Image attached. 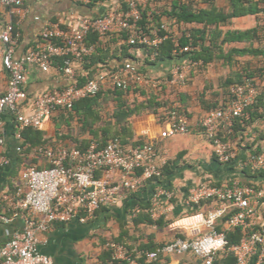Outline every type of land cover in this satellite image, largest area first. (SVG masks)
I'll return each mask as SVG.
<instances>
[{
	"label": "built area",
	"instance_id": "1",
	"mask_svg": "<svg viewBox=\"0 0 264 264\" xmlns=\"http://www.w3.org/2000/svg\"><path fill=\"white\" fill-rule=\"evenodd\" d=\"M75 4L89 5L94 0H70ZM152 0H99L104 9L101 14L78 15L68 22H47L40 41L29 48L21 57L15 56L18 40L13 23L6 25L0 37L5 44L2 61L9 73L8 87L0 96V150L5 144L3 114L9 113L13 123V136L17 141L16 151L25 155L31 150L41 164L30 161L20 170L23 190L15 198L6 195L11 202L12 217L0 214V221L10 222L20 217L24 226L14 233L5 244L0 245V264H55L52 256L39 250L41 235L52 225L69 224L75 220L87 223L95 218L102 208H114L124 202L132 193L139 192L150 181L163 177L167 158L157 144L148 139L142 145L126 147L119 139L101 146L93 141L86 149L65 146L61 143H46L32 147L23 133L27 129L44 130L54 114L59 110H71L78 101L97 95L103 89L127 90L133 85L148 89L162 87H184L195 68L203 67L202 60L186 57L181 62L167 65L160 74L144 71L137 64L116 61L102 66L87 82L80 84L77 64L84 63L92 56L95 47L87 43L91 33H97L105 41L111 34L128 31L122 43L129 45L130 53L141 58L142 49H155L150 54L144 52L150 61H156L159 48L170 37V21L160 27L140 26L142 8ZM7 7L18 8L24 0H0ZM126 4V8H124ZM153 16L149 12V20ZM175 21H172L174 23ZM173 54L191 55L194 47L182 45L178 37H173ZM62 59L59 68L68 83L34 96L26 90L29 65H36L45 72L54 67V61ZM87 75V72H83ZM259 89L250 80L230 88V101L223 108L211 109L200 115L195 123L214 146L215 158L222 164L237 160V167L253 170L264 169V150L256 156L249 155L238 160V148L229 135L234 134L236 119L246 116L253 105ZM180 101L175 100L165 112V129L160 138L186 135L191 132L190 117L180 110ZM245 147V145L243 146ZM10 159L0 154V166L10 164ZM173 194L169 189L156 183L150 206L145 209L153 219H159L165 206L170 205ZM264 200V187L242 185L240 182L216 185L201 182L192 186L184 201L192 208L201 203L213 201L217 206L207 214L194 213L181 219L184 226L207 225L210 230L193 237H176L154 251H139L134 255L122 242L108 241L106 251L112 259L122 264H140L139 257L156 261L162 256L193 254L200 264H215L220 255L231 254L235 264H264V220L256 221L258 208ZM142 212L136 206L132 217ZM218 218H225L223 230L215 228ZM190 220V221H188ZM242 229L245 236L239 243L231 244L228 232Z\"/></svg>",
	"mask_w": 264,
	"mask_h": 264
},
{
	"label": "crops",
	"instance_id": "2",
	"mask_svg": "<svg viewBox=\"0 0 264 264\" xmlns=\"http://www.w3.org/2000/svg\"><path fill=\"white\" fill-rule=\"evenodd\" d=\"M103 9L101 4L88 8L86 5L75 4L70 0H24V4L18 8L7 7L0 2V35L7 24H14L15 36L18 40L15 56L21 57L40 41V33L47 22H68L82 14H101ZM260 17L248 15L233 19L231 25H227L224 29L248 30L258 24ZM103 45L107 46L106 43ZM122 45V41H119L116 44H108V47L113 53ZM244 45L245 43H231L228 47ZM4 48L5 44L0 37V96L6 92L9 80V73L2 61L1 53ZM249 58L246 56V59ZM168 64L166 63V67ZM215 64L220 65L224 70H219L216 73L213 67ZM76 67L79 73L87 72L83 63L77 64ZM164 68L165 66L160 64L157 67H152V70L155 74H160ZM231 73L232 68L229 65L224 66L220 62L214 63L202 72L194 70L190 74L186 86L175 88L182 93L181 100H178L189 112L192 122L191 132L186 135L161 139L160 133L165 129V124L154 113H143L131 119L133 139L144 138L146 141L152 139L168 160L162 177V185L171 191L173 198L171 204L164 207L159 219H153L150 216L152 222L149 223L140 213L136 217L131 215L136 206H140L142 212H145V209L150 206L156 185L151 186L148 182L139 192L128 195L122 204L109 208L107 211L102 209L93 220L87 223L75 220L69 224L56 223L52 225L48 232L41 235L39 250L52 256L55 264H122L111 259L106 251L105 245L108 241H123L137 254L144 250L143 248L150 251L176 237H193L210 230L204 224L199 227L184 226L181 219L194 213L207 214L217 206L216 202L208 201L192 208L187 207L184 201L189 189L195 184L207 182L225 185L236 181L246 182L245 174L237 167V160L226 164L218 162L215 158L212 141L195 126L200 115L206 113L213 105L223 102L226 94L221 82ZM67 83L68 81L57 66H54L49 72L43 71L36 65L28 67L26 90L30 96L55 87H62ZM166 88L170 92L172 87ZM61 113V110L57 111L46 125L45 138H55L58 129L68 133V127L62 120ZM3 121L4 132L2 134L5 137V144L1 148L0 154L8 156L11 162L8 165L0 166V214L12 217L11 202L5 199V196L8 195L10 199L15 198L16 193L23 190L19 163L20 157L24 156L16 151L17 141L13 136L14 128L9 113L3 114ZM72 125L74 129L79 128L80 123L76 117L72 121ZM250 135V132L244 134L246 141L250 140ZM79 138L91 139V136L81 134ZM228 140L238 148V160L247 158L254 152V147L248 145L247 148V142H240L239 136H235V132L228 136ZM60 143L65 146H76L75 141L70 138L61 140ZM239 143L241 144L239 145ZM244 145L245 147H243ZM41 163L38 159L37 164ZM263 220L264 200L259 205L256 221L262 223ZM224 222L225 218H218L215 228L219 231L223 230ZM23 226L24 222L20 217H13L10 222L0 221V245L9 241L15 232L23 229ZM226 259H228L226 255H220L215 264H228ZM137 260L140 264L153 262L147 261L144 257H139ZM156 261L159 264H200V259L190 253L181 256H162Z\"/></svg>",
	"mask_w": 264,
	"mask_h": 264
},
{
	"label": "trees",
	"instance_id": "3",
	"mask_svg": "<svg viewBox=\"0 0 264 264\" xmlns=\"http://www.w3.org/2000/svg\"><path fill=\"white\" fill-rule=\"evenodd\" d=\"M97 4H99V0H94L93 3L86 6L92 8ZM126 7L124 4V8ZM142 11L143 18L139 24L143 28L160 27L164 21L171 23L170 37L156 49L158 51L156 61L148 59L144 54L146 49H142L143 57H137L135 53L129 52L130 47L126 44L113 53L110 52L108 44H116L122 39H127L128 31L121 34H111L105 41L100 40L97 33H91L87 38V43L95 47V52L85 59L83 66L87 70V75L83 74L84 71L81 72L79 83L87 82L102 66L112 65L116 61H131L144 71L154 74L152 67H157L162 63L181 62L187 56L195 61L202 60L204 62L203 67L194 69L198 72H202L211 64L218 62L224 66L229 65L232 68V73L221 82L226 94L223 102L210 108H223L231 99L230 88L232 86L241 84L246 79L252 81L259 89V94L255 103L247 109L246 116L242 119H236L234 132L235 136H239L240 142L246 141L244 134L250 132V140L246 142L247 148L248 145L254 147L251 156L262 153L264 150V142H262L264 130L261 129V125L264 123V0H152L142 8ZM149 12L153 16L152 20H149ZM248 15L261 16L258 18V24L255 27L248 30L224 29L227 25H231L233 19ZM172 21L175 22L172 23ZM173 37H178L182 45L193 46L194 51L191 52V55L175 56L173 54ZM104 43L107 46L103 45ZM231 43H245V45L229 48L228 45ZM154 50L147 48L146 52L150 54ZM246 56L250 58L246 59ZM62 65V59L54 61V66L60 68ZM167 92L166 87L148 89L138 85H133L127 90L103 89L97 95L78 101L71 110H61V117L68 127V133L58 129L55 138L47 139L44 137V130L27 129L23 135L32 147L46 143L59 144L61 140L66 138L73 139L76 147L82 150L86 149L93 141L104 146L114 139H119L126 147L142 145L146 141L144 138L133 139L131 119L134 116L149 112L156 114L165 123L167 118L165 112L175 100L182 96V93L175 88H171V91ZM110 102L114 103L113 111L112 113L105 111V113L103 111L105 104ZM180 104V110L190 116L182 102ZM210 108L207 111L211 110ZM75 117L80 123L77 129H74L72 125ZM81 134H89L91 139H80ZM22 156L24 157H20V170L30 160L33 164H37L38 158L32 154L31 150ZM165 168L166 166L163 169V175ZM242 172L245 174L246 182H240V184L264 187V169L253 170L246 167L242 169ZM156 183L162 185V179L150 181L151 186L156 185ZM102 209L109 210L108 208ZM140 214L145 216L147 222H152L149 214L145 212ZM244 236L245 233L240 228L228 232L231 244L239 243ZM118 242H122L128 247L127 243ZM162 245L150 251H154ZM143 249L141 251H149L146 248ZM129 250L136 255V251L130 248ZM107 252L112 259L111 252ZM226 256L228 257L226 259L228 264H235V258L231 254ZM151 264H159V262L153 261Z\"/></svg>",
	"mask_w": 264,
	"mask_h": 264
},
{
	"label": "rangeland",
	"instance_id": "4",
	"mask_svg": "<svg viewBox=\"0 0 264 264\" xmlns=\"http://www.w3.org/2000/svg\"><path fill=\"white\" fill-rule=\"evenodd\" d=\"M214 69H215V71H216V73L220 70V71H223L224 69L223 68H221V66L220 65H217V64H215L214 66ZM113 108H114V103L112 102H110L109 104L107 103V104H105V107H104V109H103V111L105 112H107V113H112V111H113ZM105 112V113H106ZM106 119V118H105ZM261 129L262 130H264V123L261 125ZM254 134V133H253ZM254 136H255V134H254ZM188 221H190V220H188ZM184 222H187V221H182L181 223H184Z\"/></svg>",
	"mask_w": 264,
	"mask_h": 264
}]
</instances>
